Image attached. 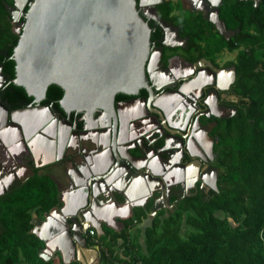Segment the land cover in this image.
Returning a JSON list of instances; mask_svg holds the SVG:
<instances>
[{"label":"trees","instance_id":"16d2710c","mask_svg":"<svg viewBox=\"0 0 264 264\" xmlns=\"http://www.w3.org/2000/svg\"><path fill=\"white\" fill-rule=\"evenodd\" d=\"M6 5L11 6L12 0H0V71L7 76L2 96L14 104L29 101L31 96L10 80L11 51L18 34L12 31ZM26 7L25 3L23 11ZM154 9L159 19L172 24L185 39L181 50L186 60L211 58L222 49L234 51L230 60L234 77L227 89L233 99H222L234 110L222 117L211 116L210 133L216 137L212 144L215 190L197 187L178 199L172 196L169 207L153 214L147 205L135 206L121 220L120 228L102 226L101 233L92 236L95 242L91 239L98 263L264 264V0H221L218 17L232 31L226 39L199 12L177 1L161 0ZM159 36L155 26L151 40ZM61 93L58 85L49 83L40 102L50 103L65 116L57 104ZM127 96L116 92L113 99ZM81 127L77 122L75 128ZM28 164L30 173L0 193V264H83L75 258L62 262L38 255L42 242L29 231L30 217L59 201L47 172L38 171L31 161ZM146 217L149 222L140 226ZM139 236L143 250L136 253Z\"/></svg>","mask_w":264,"mask_h":264},{"label":"water","instance_id":"95a60500","mask_svg":"<svg viewBox=\"0 0 264 264\" xmlns=\"http://www.w3.org/2000/svg\"><path fill=\"white\" fill-rule=\"evenodd\" d=\"M18 2L19 0H12L11 6L6 5L13 22V32L18 34L11 51V82L21 86L26 95L31 96L33 107L44 97L48 84L54 83L62 90L57 104L64 113L87 112L92 109L94 118L102 121L96 124L95 129L98 132L94 138L80 136L79 140H84L87 142L84 144L91 146L79 145L78 140V154L68 156V160L77 170V175L86 178L83 186L78 180L73 182L74 185H80V188H77L81 189L76 203L67 211L54 205L43 213L41 220H37L34 215L30 220L41 231H32L42 242V247L37 251L41 258H47L49 252L57 250L62 262H68L75 256L82 261L80 254L87 248L83 232L88 227L101 232V222H104L115 229L114 224L121 226V220L117 219L119 216L124 218L125 215H131V206H143V203L126 196L114 182L123 178V184H126L128 193H131L135 190L133 186L143 187L144 178H154L158 174L152 169L149 159H145L140 165L133 160L138 156L131 152L130 148L141 154L144 153L143 146L134 140L133 145H127L129 139L120 137L118 101H113L115 92L135 94L139 87L145 89V105L149 107V114L161 123L166 134L161 138V143L164 144L170 135L178 138L176 135L181 128L179 129V125H173L171 119L165 116L156 98L150 101L154 93L151 89L152 83L145 72L144 61L151 44V27L137 8V5L144 4L145 0H137V4L135 0ZM25 3L27 7L23 11ZM205 8L201 7L203 11ZM216 10L217 8L211 21L216 30L224 34L226 29L217 17ZM19 11L23 16L22 21H17ZM19 45L20 55L17 54ZM228 73V81H232L233 64H230ZM32 87L39 90L40 95L36 96ZM212 91L214 93L215 90ZM67 93L69 94L66 99ZM143 99L141 97V100ZM44 106L49 108L48 110L51 109L58 120L69 124L50 104ZM105 106L110 111L107 115L103 114L106 113ZM31 107L28 105L21 109ZM15 111L10 112V121L13 119L11 114ZM193 120L196 121V117ZM135 124L141 130L147 131L146 120L139 118ZM86 129H72L71 134L81 135ZM100 129L104 132H99ZM179 136L182 138L183 133ZM85 147L87 149L82 150ZM74 157H78L79 162H75ZM32 158H35L34 154ZM193 162L199 166L197 159ZM84 168L87 169L86 173ZM205 172H210V178L205 177ZM215 175L216 171L212 166L207 167L200 175L202 181L213 190ZM54 212L60 214V219L50 220ZM90 250L96 254L94 247H90Z\"/></svg>","mask_w":264,"mask_h":264},{"label":"flooded vegetation","instance_id":"af4514ba","mask_svg":"<svg viewBox=\"0 0 264 264\" xmlns=\"http://www.w3.org/2000/svg\"><path fill=\"white\" fill-rule=\"evenodd\" d=\"M160 1L145 0L144 4L137 5L139 11L149 22L151 30L155 26L160 30V36L155 41L151 40L144 67L152 83L151 89L154 93L150 101L156 98L165 116L171 119L173 125H179L181 131L176 135L179 139L170 135L169 138L166 136L164 144L161 143V138L165 137L166 134L161 123L149 114V107L145 105L147 92L144 88L139 87L135 94H127V97L113 99V101H118L120 137L129 139L127 141L128 144L126 143L127 145H133L134 141H136L143 146L144 153L141 154L130 148V151L138 156L133 158V160L140 165L145 159H149L152 169L158 173L157 177L147 178L148 180L142 178L143 187L133 186L135 190L131 193H128L126 184H123V178L117 179L114 183L133 201L145 204L148 199H152L153 201L155 200L154 202H159L163 207H169L172 204L169 202L172 196L178 199L183 195L192 193L197 187H202L204 190L210 188L208 184L202 181L200 175L209 166L215 168L213 164L215 152L212 150V144L216 141V137H213L210 133L214 124L211 116H216L214 114H217L219 116L216 117H222L228 111L233 112L231 110L233 107L222 101V99H233L232 94L227 92L229 84L232 82L228 81L229 66L232 62L225 58L220 66L216 64L217 54L223 52V49L213 54L211 58L199 56L191 61L186 60L182 56L181 50L185 44V39L176 33V29L172 24L159 19L155 14L154 4ZM172 1L179 2L183 8L199 12L216 30L211 20L215 14V8H217V13L221 0ZM252 1L256 2V0ZM135 3L137 4V0H135ZM202 6L206 7L204 11L201 9ZM21 15L19 11L17 13V21H22L19 19ZM216 32L223 38H228L232 31L226 29L224 34L217 30ZM163 55L164 57H162ZM6 78V74L0 71V193L14 183L21 181L30 173L29 161L35 167H39L40 171L44 168L46 172L48 166L56 163V167H60L62 165L61 161H68V166L65 168L67 183L64 187H59L56 176L48 174L55 182L57 188L59 201L57 206H61L67 211L77 201L76 198V201L73 200L72 203L69 197L71 195L78 197L81 194V189H78L80 185H74V180H78L81 186L84 185V182L79 180L77 170L70 163L68 157L63 156V149L65 147L74 148L71 156L78 154L76 143L80 136L84 138L91 136L94 138V135L98 132L95 129L97 128L96 124L102 121L94 118L95 116L93 113L91 114V109L87 112H72V115H69V119L66 118L68 113L65 116L63 115L69 122L68 124L58 120L51 109L48 110L49 108L44 106L50 103H41V99L35 103L37 105L35 107H33L34 104L31 99L26 102L19 103L17 101L14 104H9L2 96ZM140 89H143L144 93H140ZM213 89L215 90V97ZM141 97L144 99L141 100ZM28 105L32 107L21 109ZM104 108L106 113L103 114H109L108 107L105 106ZM12 111L15 112L11 114L13 115L11 122L9 114ZM151 117L152 119H150ZM194 117H196V121L193 120ZM139 118L147 121L145 127L147 131L141 130L135 124V121ZM77 122H81V128L83 129L88 127L81 135L77 133L71 134L72 129L76 130L75 125ZM99 132L102 133L104 130L100 129ZM181 132L183 133L182 138L179 136ZM24 134L26 137H24ZM87 147L82 150L87 149ZM33 154L35 158H32ZM195 159L199 161V166L193 162ZM23 171L28 172L23 176ZM210 176V172H205V177L210 178ZM216 177L217 174L215 175V180ZM109 179L110 177H108ZM71 187L76 188L73 190L74 188L71 189ZM62 194L65 195L63 201L60 199ZM135 206L139 205L131 206V210ZM42 214L37 216L33 213L32 215L37 220H41ZM57 218L60 219V216H52L50 220ZM34 230L41 233L38 226H34L31 223L29 231L32 232ZM95 233L96 231L93 229V234L95 235ZM53 252H49V256Z\"/></svg>","mask_w":264,"mask_h":264},{"label":"crops","instance_id":"0c3cea01","mask_svg":"<svg viewBox=\"0 0 264 264\" xmlns=\"http://www.w3.org/2000/svg\"><path fill=\"white\" fill-rule=\"evenodd\" d=\"M59 187H62L61 185H59ZM74 188V189H73ZM75 188L76 187H71V189H73V190H75ZM66 189V188H65ZM77 198V196L76 195H71L70 197H69V200H71V202H72V200H75ZM60 199L63 201L64 199H65V195H63L62 194V196L60 195ZM62 201H61V203H62ZM76 201V200H75ZM155 201V200H154ZM152 199H148L147 201H146V203L144 204L143 203V205H147L149 208H150V211H149V214L151 213V212H153V211H155L156 209H158V208H162L163 206H161V204L159 203V202H154ZM63 206V205H62ZM155 206H158V207H155ZM129 215H125L124 216V218H126V217H128ZM117 218V217H116ZM146 218H148V217H146ZM118 220H122L123 219V216H119V218H117ZM145 220V219H144ZM144 220H142L143 221V224L141 225V222H140V226H144V225H146L148 222H149V218L147 219L148 220V222H144ZM104 225V226H103ZM102 226L103 227H108V228H110V226H108V225H105V224H102L101 225V228H102ZM114 228H115V230L116 229H118V228H120L121 226H118L117 224H114ZM88 228H92V227H88ZM87 228V229H88ZM129 231L130 232H132L131 231V229H129ZM101 232H96L95 233V235H98V234H100ZM86 235L88 236V234H87V232H86V230L83 232V236L85 237V240H86V247L87 248H85V249H83V252H82V254H80V256H81V259H82V261H80L75 255V259H77V260H79L80 262H82L83 264H99L98 263V257H97V251H96V254H93L92 253V251L90 250V247H94L93 245L94 244H92L91 243V237H86ZM88 242V243H87ZM118 242V241H117ZM137 246L139 247V248H136V253H138V251H141V250H143V243H142V239H141V237L139 236V237H137ZM116 247V246H115ZM94 248H96V247H94ZM96 250V249H95ZM115 250H119L117 247L115 248ZM138 250V251H137ZM60 254V253H59ZM53 255V253L50 255V257ZM48 256H49V254L47 255V258H48ZM74 258H72V259H74ZM54 259H60V255H59V257L57 258V257H54ZM61 260V259H60ZM71 260V259H70ZM123 264V263H122ZM125 264V263H124Z\"/></svg>","mask_w":264,"mask_h":264},{"label":"rangeland","instance_id":"374dc122","mask_svg":"<svg viewBox=\"0 0 264 264\" xmlns=\"http://www.w3.org/2000/svg\"><path fill=\"white\" fill-rule=\"evenodd\" d=\"M233 54H234V51H231V52H227L225 49H223V52H221V53H218L217 54V56H218V58H217V60H216V64L218 65V66H220L222 63H223V60L226 58V59H229V60H231L232 59V57H233ZM83 141V142H82ZM84 140H79V145L80 144H82V145H84V146H87L86 144H84ZM85 143H87V142H85ZM89 145V144H88ZM91 146V145H90ZM90 146H88V147H90ZM73 150H74V148L72 149V148H64L63 149V156H65V157H68V155H72L73 154ZM74 160H75V162H78V160H79V158L78 157H74ZM61 164L62 165H60V167L58 166V167H56V163L54 164V165H51V166H48L47 167V174H51V175H54V176H56V178H57V180H58V185H61L62 187H64L65 186V184L67 183L66 181V176H65V168L68 166V161H64V162H62L61 161ZM77 164H79V163H77ZM76 164V165H77ZM75 167V166H74ZM43 172H46L45 171V169L44 168H42L41 169ZM40 171V170H39ZM28 171H23V173H22V175L24 176V175H26V173H27ZM43 215V214H42ZM221 216V215H220ZM149 218V217H148ZM148 218H145V220H144V222L146 223V222H148ZM102 224H105L104 222H101V225ZM143 224V221H141V225ZM104 226V225H103ZM59 252L56 250L55 252H53V255L51 256L52 258H54V257H59Z\"/></svg>","mask_w":264,"mask_h":264},{"label":"bare ground","instance_id":"6f19581e","mask_svg":"<svg viewBox=\"0 0 264 264\" xmlns=\"http://www.w3.org/2000/svg\"><path fill=\"white\" fill-rule=\"evenodd\" d=\"M20 44H21V41H20ZM18 49H19V50H17V54L20 55L21 45H19ZM32 89H33L34 92L37 94L36 96L40 95L41 92H40L39 90H37V89H35V88H33V87H32ZM68 94H69V93H67V95H66V99H67V97H68ZM77 106H80V105H77ZM84 169H85L84 171H85V173H86V172H87V169H86V168H84ZM79 180H80V181H83L84 184L86 183V178H85V177L82 178L81 176H79ZM76 181H77V180H76ZM65 211H66V209H65ZM57 215L60 216V214L57 213V212H54V213L52 214V216H57ZM52 216H51V217H52ZM107 217H109V216H107ZM50 245H52V243H50Z\"/></svg>","mask_w":264,"mask_h":264},{"label":"built area","instance_id":"2783aa9c","mask_svg":"<svg viewBox=\"0 0 264 264\" xmlns=\"http://www.w3.org/2000/svg\"><path fill=\"white\" fill-rule=\"evenodd\" d=\"M86 232H87L88 235H90L92 241L95 242V238L92 237L94 235L93 234V228L86 229Z\"/></svg>","mask_w":264,"mask_h":264},{"label":"clouds","instance_id":"9594fccd","mask_svg":"<svg viewBox=\"0 0 264 264\" xmlns=\"http://www.w3.org/2000/svg\"><path fill=\"white\" fill-rule=\"evenodd\" d=\"M129 217V216H128Z\"/></svg>","mask_w":264,"mask_h":264}]
</instances>
